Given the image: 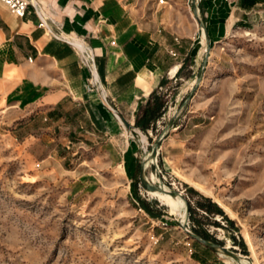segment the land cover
Here are the masks:
<instances>
[{
	"label": "rangeland",
	"instance_id": "obj_1",
	"mask_svg": "<svg viewBox=\"0 0 264 264\" xmlns=\"http://www.w3.org/2000/svg\"><path fill=\"white\" fill-rule=\"evenodd\" d=\"M236 1L223 33L211 34L201 1L139 0L146 17L195 31L179 39L185 67L153 129L101 135L81 113L50 119L8 106L0 91V264H230L181 227L175 195L140 182L169 121L145 179L181 193L191 232L242 264H264V0ZM194 6L210 40L199 83L205 44ZM205 198L233 223L200 208Z\"/></svg>",
	"mask_w": 264,
	"mask_h": 264
},
{
	"label": "crops",
	"instance_id": "obj_2",
	"mask_svg": "<svg viewBox=\"0 0 264 264\" xmlns=\"http://www.w3.org/2000/svg\"><path fill=\"white\" fill-rule=\"evenodd\" d=\"M200 1L204 17H210L208 32L222 34L228 19L235 17L237 1ZM34 4L56 36L40 25ZM138 4L139 0H30L19 17L0 1V91L8 106L39 110L50 119L69 109L83 114L89 129L101 135L141 130L135 123L147 102L152 103L153 95L166 100L167 84L183 71L189 48L179 39L191 33L170 28L155 15L146 17ZM71 41L93 53L99 87L88 88L89 69ZM101 93L107 94L109 105Z\"/></svg>",
	"mask_w": 264,
	"mask_h": 264
},
{
	"label": "water",
	"instance_id": "obj_3",
	"mask_svg": "<svg viewBox=\"0 0 264 264\" xmlns=\"http://www.w3.org/2000/svg\"><path fill=\"white\" fill-rule=\"evenodd\" d=\"M194 15H195V19L196 21L198 22L200 28L202 29V31L204 32V37H205V44H206V51H205V55H204V59L202 61V66H201V70L198 71V73H196V83H199L201 78H202V73H203V69L207 63V58H208V54H209V50H210V40H209V35L206 31V27L205 25L203 24L200 16H199V11H198V8L197 6H194ZM121 121L123 122L124 126L129 129V130H133L132 126L125 120V119H121ZM172 126V121H169L165 127L163 128V132L160 133L156 139L154 140V144H153V148H152V151L150 153V156H152L154 159L156 158V155H157V149L159 148L160 146V143L165 135V133L171 128ZM143 172H144V160L141 162V165H140V170H139V179H140V182L148 189V190H153V189H158V190H161L163 192H166V189L162 188L160 185L159 186H155V185H152L151 183H149L144 175H143ZM171 193V195H175L176 193L174 191H171L169 192ZM188 213V207L186 206V214ZM187 218V216H186ZM187 224V222H186ZM186 224H183V223H180L181 227L191 236L193 237L194 239L198 240L199 242H201L202 244H204L205 246L211 248V249H214V250H219L221 251L223 254L227 255V256H230L232 257L237 263L240 262V258H241V255L235 253L234 251L232 250H229L227 249L226 247L224 246H221L220 244L216 243V242H213V241H210L206 238H203L202 236L194 233V232H191Z\"/></svg>",
	"mask_w": 264,
	"mask_h": 264
},
{
	"label": "built area",
	"instance_id": "obj_4",
	"mask_svg": "<svg viewBox=\"0 0 264 264\" xmlns=\"http://www.w3.org/2000/svg\"><path fill=\"white\" fill-rule=\"evenodd\" d=\"M0 1L3 2L8 7V9L10 10L11 13H13L19 17H23L25 15L26 10L28 8V5L30 3V0H0ZM34 8H35V10L37 9L35 4H34ZM37 13H38V16L40 19V25L43 28H45L47 34L52 35V36H56L53 33L50 26L48 25V23L46 22L47 18L44 17L43 15H41L40 12L37 11ZM71 43L73 44L72 41H71ZM74 46L76 47V49L80 53L81 62L89 69L90 77H89L88 83H87L88 88L94 89V88L99 87V81H98L97 73H96V69H95L93 53L89 49H87V47H85L84 45H83V48H80V46H76V45H74ZM170 53L173 56L175 55V53L172 51H170ZM101 99L105 104H107V105L110 104V100H109V97L107 96V94L101 93Z\"/></svg>",
	"mask_w": 264,
	"mask_h": 264
},
{
	"label": "trees",
	"instance_id": "obj_5",
	"mask_svg": "<svg viewBox=\"0 0 264 264\" xmlns=\"http://www.w3.org/2000/svg\"><path fill=\"white\" fill-rule=\"evenodd\" d=\"M255 3H256V0H242V5L244 7H251ZM152 99H153L152 103L150 101L147 102L146 107L142 111L141 117L137 118L136 123H135L136 127H139L143 131H146V129H153L154 124L151 126L150 125L151 122H155L158 118L161 117L162 113L164 112L165 106H166L167 100H164L160 96L153 95ZM205 202L207 203V205L198 203L199 207L209 213L221 214L228 222L233 223V221L228 219L223 214L221 209H219L215 203L211 202L209 198H205Z\"/></svg>",
	"mask_w": 264,
	"mask_h": 264
},
{
	"label": "bare ground",
	"instance_id": "obj_6",
	"mask_svg": "<svg viewBox=\"0 0 264 264\" xmlns=\"http://www.w3.org/2000/svg\"><path fill=\"white\" fill-rule=\"evenodd\" d=\"M198 28H200V26L198 25ZM202 35H203V42H204V44H205V37H204V32L202 31ZM80 48H83V46H81ZM205 51H206V44H205ZM204 51V52H205ZM157 152H158V149H157ZM148 160H155L152 156H150V154L149 155H147V156H145L144 157V168L146 167V166H148L147 165V163L149 162ZM162 187V186H161ZM162 188H164V189H166V192H171V190L170 189H168V188H165V187H162ZM156 190H158L157 188L156 189H153V190H149L150 191V193L153 195V194H156L157 193V191ZM161 191V190H160ZM171 194V193H170ZM164 195V194H163ZM175 197H176V199H177V201H178V203H179V209H178V207L175 205V203L173 202V201H171L170 203H169V207L171 208V209H174L175 210V212L179 215V217H180V222L181 223H183V221L186 219V216H185V210H186V204H185V202H184V200H183V198L181 197V193H176L175 194ZM162 200H163V198H162ZM187 220V219H186ZM184 224V223H183ZM221 254H223V253H221ZM226 258H227V260L230 262V264H233V263H236V264H242V262H241V259L243 260V262H244V259L241 257L240 258V262L239 263H237L232 257H230V256H227V255H225V254H223ZM243 264H245V263H243Z\"/></svg>",
	"mask_w": 264,
	"mask_h": 264
}]
</instances>
